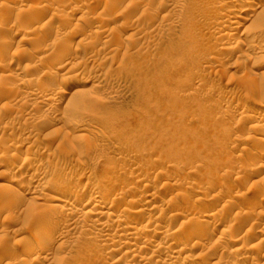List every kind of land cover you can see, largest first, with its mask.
Instances as JSON below:
<instances>
[{
	"label": "rangeland",
	"instance_id": "rangeland-1",
	"mask_svg": "<svg viewBox=\"0 0 264 264\" xmlns=\"http://www.w3.org/2000/svg\"><path fill=\"white\" fill-rule=\"evenodd\" d=\"M248 1L0 0V150L20 146L0 151V264H264V119L243 109L264 111V1ZM95 182L121 200L108 240Z\"/></svg>",
	"mask_w": 264,
	"mask_h": 264
},
{
	"label": "bare ground",
	"instance_id": "bare-ground-1",
	"mask_svg": "<svg viewBox=\"0 0 264 264\" xmlns=\"http://www.w3.org/2000/svg\"><path fill=\"white\" fill-rule=\"evenodd\" d=\"M242 1L243 0H230V3H232V4H240V3H242ZM245 1V3H246V6H247V8H245V10L247 11V10H249V9H251L252 10V6H254L253 4L255 3L254 1H248V0H244ZM262 1H264V0H262ZM231 7V6H230ZM234 7V6H233ZM46 11V10H45ZM243 11V10H242ZM253 11V10H252ZM251 11V12H252ZM231 12V11H230ZM233 12V11H232ZM248 12V11H247ZM254 15L252 14V16H250V17H252V19H254V17L256 16L257 18H259L258 17V15H261L262 13H263V10H262V6H255V10H254ZM252 19L250 20V21H252ZM246 21V20H245ZM254 21H252V22H250V23H253ZM260 23V22H259ZM254 24V23H253ZM258 24V23H257ZM255 27V26H254ZM254 31V30H253ZM262 32H263V30H262ZM226 33V32H225ZM225 33H224V35H225ZM259 33H261V32H259ZM258 33V34H259ZM264 33V32H263ZM228 33H226V35H227ZM230 34V33H229ZM78 36V33H76V35H74L73 36V38L72 39H74V38H76ZM230 36V35H229ZM223 37H225V36H223ZM226 38V37H225ZM10 44H5V46L7 47V48H9L10 46H9ZM262 45H264V43L262 44ZM5 50V49H4ZM65 56V55H64ZM54 59V58H53ZM60 64V63H59ZM27 80V79H26ZM75 81V80H74ZM31 82V81H30ZM74 83H76V81L74 82ZM27 84V83H26ZM49 87H50V85H48ZM52 90V89H51ZM239 106V105H238ZM243 109L244 110H246V111H248V112H251V113H253V114H255L256 116H254V117H257V118H263L264 119V111L263 110H255V108L254 107H251V106H244L243 107ZM253 116V115H252ZM252 118V117H251ZM264 121V120H263ZM255 122V121H254ZM257 122H259V121H257ZM252 126V125H251ZM258 126V125H257ZM82 129V128H81ZM80 130V129H79ZM251 137V136H250ZM254 137V136H253ZM252 138V137H251ZM250 138V139H251ZM14 139V138H13ZM12 139V140H13ZM245 139V138H244ZM247 139V138H246ZM256 140H254L257 144L258 143H264V136H260V137H258V138H255ZM251 140H253V138L251 139ZM14 141V140H13ZM253 141V142H254ZM7 142V140L5 141V143ZM16 142V141H15ZM7 142L6 144H4V147H2L3 149H1L2 150V152H3V154H4V156H5V154H7V153H5V151H7V150H14L15 151V149H18L20 146L19 145H17L18 143L16 142ZM245 142V141H244ZM252 142V141H251ZM1 146H3V145H1ZM259 147V146H258ZM260 149V148H259ZM0 150V151H1ZM257 150V149H256ZM9 151H8V153H9ZM13 152V151H12ZM11 154V153H10ZM254 154V153H253ZM260 154V153H259ZM20 159V158H19ZM71 159V158H70ZM67 160V159H66ZM79 160V159H78ZM77 160V161H78ZM18 161V160H17ZM75 161H76V159H75ZM5 162V160H4V158L3 157H0V165H2L3 163ZM8 162V161H7ZM68 162V161H67ZM71 162V164H72V160L70 161ZM74 163V162H73ZM5 164V163H4ZM8 165V164H7ZM20 167V166H19ZM22 169V168H21ZM38 169V168H37ZM19 170H20V168H19ZM36 171V170H35ZM35 171H33V172H35ZM70 171V174H75L74 173V171H71V170H69ZM72 172V173H71ZM36 173V172H35ZM47 175V174H46ZM49 175H52L51 173L49 174ZM79 176V175H78ZM237 177H239V176H237ZM77 178V177H76ZM59 181V180H58ZM92 184V190H91V192L89 193V195H87V196H90L91 197V199H95L96 198V203L92 206V208H93V210L91 211V212H89L91 215L93 214L94 216H96V217H98V218H96V220H94L93 222H97V223H99V226H101V228L99 229L100 230V234H101V236H102V239H103V237L106 239V240H108V239H110V238H112L111 236H112V232H111V230L108 228V227H110V226H108V224L110 223H107L106 221V223H104V221L103 222H101L100 221V219H101V217H103L102 215H106L109 219L110 218H113V216H115V217H117V219H116V221L115 222H117V224H123L124 222H123V220L120 218V217H123V216H120V215H116L114 212H115V209L117 208H115L114 206H116L117 204L119 205L120 203H121V200L119 199V198H113V200H112V202L110 201V203L109 202H107V201H105V200H101V199H99L100 198V195H99V193L97 192V190H96V188L98 187V184H99V182H95V183H91ZM149 186V185H148ZM148 188V187H147ZM157 190V189H156ZM86 192V191H85ZM89 192V191H88ZM75 193V192H74ZM87 193V192H86ZM145 193V192H144ZM142 194L140 197H139V199H134V200H131L130 201V204H133V206H136V207H138V208H140L141 206H143V205H151L152 203H154V197H153V195H146V194ZM68 194H69V198L66 200V203H65V207L64 206H62L63 208H64V210L68 213V212H70V215L72 214V212L71 211H73V209H72V207H74V204L76 203V200H75V195H73V193L72 192H68ZM156 194V193H155ZM235 195V194H234ZM155 196V195H154ZM78 197V196H77ZM76 197V198H77ZM89 197V198H90ZM112 199V198H111ZM125 199V198H124ZM91 201V200H90ZM175 201V200H174ZM231 201V200H230ZM80 203V202H79ZM128 203V202H127ZM186 203H188V202H186ZM232 203V202H231ZM235 203V202H234ZM192 204H194V202L192 203ZM80 205V204H79ZM127 205H129V203L127 204ZM58 206V205H57ZM130 206V205H129ZM152 206V205H151ZM236 206V205H235ZM62 207H60V208H62ZM120 207V206H119ZM144 207V206H143ZM150 207V206H149ZM191 207V206H190ZM254 207V206H253ZM58 208V207H57ZM115 208V209H114ZM121 208V207H120ZM146 208V207H145ZM155 208V207H154ZM154 208H151L149 211H150V213H152V212H154ZM252 208V207H251ZM250 208V209H251ZM255 209V208H254ZM63 210V209H62ZM78 210V209H77ZM112 210L114 211V212H112ZM121 211H123V210H121ZM140 211V210H139ZM145 210H143L142 209V212H144ZM58 212V211H57ZM63 212V211H62ZM178 212V211H177ZM219 212V211H218ZM221 212V211H220ZM64 213V212H63ZM118 213V212H117ZM149 213V214H150ZM144 213H142L141 215L142 216H144L143 215ZM174 214V213H173ZM68 215V214H67ZM89 215V214H88ZM101 215V216H100ZM138 215V214H137ZM140 215V216H141ZM154 215V214H153ZM73 216H74V214H73ZM147 217H148V214L146 215ZM211 217H210V219H212V222H216V224L217 225H224V221H223V219H221L220 217H221V215L219 216V214L216 212V213H214V214H212V215H210ZM86 217V216H85ZM130 217V216H129ZM138 217V216H137ZM149 217H150V215H149ZM125 218V217H124ZM154 218V217H153ZM95 219V218H94ZM175 219V218H174ZM249 219V218H248ZM102 220H103V218H102ZM148 220L150 221V219L148 218ZM76 221V220H75ZM148 221V222H149ZM113 222V221H112ZM129 222V221H128ZM142 222V221H141ZM143 223V222H142ZM175 224H176V221H174V220H169L167 223H166V226L165 227H163V228H166L167 230H169V231H171V229H173L174 227H175ZM75 225V224H74ZM111 225V224H110ZM75 227V226H74ZM78 227V226H77ZM126 227V226H125ZM133 227V226H132ZM166 229H162V227H156V228H152L151 230H150V233L152 234V235H156V234H160V235H162L165 239H167V241L168 240H170V235H165V233H164V231L166 230ZM127 231H128V229H127ZM174 231H176V230H174ZM135 233V232H134ZM178 233V232H177ZM131 234V233H130ZM132 234H133V232H132ZM131 234V235H132ZM171 234V233H170ZM199 230H197V231H194V234L193 235H195V236H199ZM203 234V233H202ZM98 235H99V233H98ZM97 235V236H98ZM130 235V236H131ZM135 235V234H134ZM173 235V234H172ZM129 236V237H130ZM133 236V235H132ZM131 236V239L133 238ZM174 236V235H173ZM201 236V235H200ZM98 237H100V236H98ZM138 237V236H137ZM97 238V237H96ZM120 238V237H119ZM236 238V237H235ZM235 238H234V240H235ZM238 239V238H237ZM240 239V238H239ZM135 240V239H134ZM178 240V239H177ZM102 241V240H101ZM111 241V240H110ZM176 242V241H175ZM178 243V242H177ZM134 244V243H133ZM171 244V243H170ZM171 246H172V244H171ZM170 247V246H169ZM251 247V246H250ZM168 248V247H167ZM172 248V247H171ZM245 248V247H244ZM131 249V248H130ZM135 250V249H134ZM249 250H250V248H245V249H242V247H241V252H242V254L243 255H247L248 254V252H249ZM120 251V250H119ZM132 251V254L134 253V251H133V249L131 250ZM128 252V251H127ZM126 252V253H127ZM136 252V251H135ZM35 253V252H34ZM131 253V252H130ZM161 253V252H160ZM169 254V253H168ZM135 255V254H134ZM259 255V254H258ZM257 256V255H256ZM262 256H264V252L263 253H261V255H259V257H262ZM136 257H137V255H136ZM121 258H122V256H121ZM141 258V257H140ZM260 259V258H259ZM145 260V259H144ZM115 261V260H114ZM119 261V260H118ZM119 263V262H118ZM201 264H205V263H201ZM209 264V263H208Z\"/></svg>",
	"mask_w": 264,
	"mask_h": 264
}]
</instances>
